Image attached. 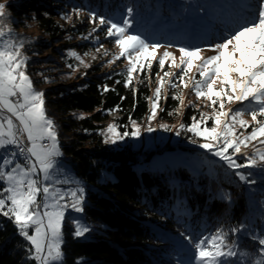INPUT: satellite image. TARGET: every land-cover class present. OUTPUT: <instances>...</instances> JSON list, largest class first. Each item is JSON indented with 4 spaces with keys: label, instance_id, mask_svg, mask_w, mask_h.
I'll return each mask as SVG.
<instances>
[{
    "label": "trees",
    "instance_id": "obj_1",
    "mask_svg": "<svg viewBox=\"0 0 264 264\" xmlns=\"http://www.w3.org/2000/svg\"><path fill=\"white\" fill-rule=\"evenodd\" d=\"M232 1L5 2L4 23L8 27L15 31L31 23L40 34L25 42L27 72L35 89L44 93L45 108L57 126L65 161L84 182V218L94 224L84 237H75L73 229L64 225V264H191L194 250L181 233L199 238L210 236L218 228L228 231L240 224L247 225V232L239 237L230 235L229 239H239L249 253L256 251L257 245L247 236L264 231V172L252 169L256 183L243 184L217 157L204 155L197 146L184 143L186 137L142 151L129 144L107 145L101 131L108 122L118 125L121 133L129 132V117L141 122L149 113V79L139 77L125 88L123 69L107 68L102 63L71 77L65 69L64 51L89 50L97 41L83 39L87 28L76 24L70 30L80 38L68 43L67 31L59 21L67 7L76 6L114 22L128 18L132 22L130 30L149 41L182 42L190 40L189 33L198 31L191 22L202 17L215 22V16L222 17L225 11L236 13L239 3ZM128 7L133 8L130 17ZM195 7L196 15L187 12ZM189 14L197 19L188 18ZM180 29L184 39L179 37ZM14 35L22 38L23 34ZM104 86L109 91L104 92ZM117 106L119 110L110 111ZM175 108L176 103L167 96L157 111L158 119L168 120ZM190 112L186 107L183 118L187 125ZM196 155L201 156L200 160ZM225 194L231 197L230 202L222 198ZM27 247L13 224L0 216V264H35L27 259Z\"/></svg>",
    "mask_w": 264,
    "mask_h": 264
},
{
    "label": "snow or ice",
    "instance_id": "obj_2",
    "mask_svg": "<svg viewBox=\"0 0 264 264\" xmlns=\"http://www.w3.org/2000/svg\"><path fill=\"white\" fill-rule=\"evenodd\" d=\"M81 11V8L72 9L77 19ZM132 14L133 8L128 7L127 15L130 17ZM87 15L93 26L83 39H89L98 30L103 31L105 38H111L114 47L119 49L109 63L121 57L127 59L125 88L131 86L134 72L150 71L153 60H158L160 69H164L166 60H171L169 67L181 70L179 74L165 71L157 80L154 99L148 98V132L155 131L150 123L157 115L161 89L166 83L164 78L171 75L187 88L189 84L184 82V78L192 70L194 61H198L195 67L199 79L192 78V90L198 100L205 98L210 102L205 107L211 108L212 114L201 112L199 119L191 117L190 125L180 123L172 128L168 125H160V128L164 131L175 129L177 136L192 133L194 137L201 138L204 142L199 147L217 157L239 182L255 184L252 169L264 172V139H261L264 138V0H258L256 10L250 11L243 22L230 29L219 43L209 46L207 50L214 54L203 56L201 53L205 49L199 46H181L178 49L179 63L167 50L157 57L159 49L172 45L151 42L129 32L132 22L128 18L114 22L94 11ZM6 19V4L0 3V182L4 184L0 188V216L7 218L27 242L28 260L35 264H64L62 227L65 213L69 208L77 213L84 212L85 189L62 166L63 152L57 126L47 115L44 93L35 89L26 71L29 58L22 51L25 41L14 35L13 29L4 23ZM62 19L71 21L72 15L64 14ZM102 47L101 44L96 51L99 52ZM69 55L84 63L75 51H70ZM45 82H48L47 79ZM168 83L171 88L178 87L175 82ZM217 83L220 85L218 89ZM103 91H109L108 87L104 86ZM172 98L181 106L184 104L180 95ZM233 102H247V106L225 111L226 103ZM192 106L195 107L194 104ZM116 110L119 106L110 111ZM246 114L253 123L243 119ZM129 120L133 126L130 133H121L117 130L118 125L109 124L101 131L104 142L115 144L129 135L139 137L140 126L131 117ZM208 120L212 121L211 127L206 126ZM237 125L244 131L238 132ZM249 128L251 131L245 135ZM254 140L260 146L252 144L250 153L247 149ZM63 185L74 187L65 189L61 187ZM222 198L231 200L227 194ZM74 225L75 237H84L91 231L79 219L74 220ZM245 232L247 225L240 224L228 231L218 228L210 236L195 238L185 233L180 235L194 250L191 264H264V231L248 233L247 238L257 245L254 253L244 250L239 239H229L230 235L239 237Z\"/></svg>",
    "mask_w": 264,
    "mask_h": 264
},
{
    "label": "rangeland",
    "instance_id": "obj_3",
    "mask_svg": "<svg viewBox=\"0 0 264 264\" xmlns=\"http://www.w3.org/2000/svg\"><path fill=\"white\" fill-rule=\"evenodd\" d=\"M6 1L7 0H0V3H5ZM233 1H232L233 3H239L236 13L231 14V13H227V11H225V13H224V15H222V17L217 16L215 14L216 15L215 16L216 17L215 22H213L210 19H207L205 17L198 19V21L191 22L190 24H193L194 29H196L198 31L195 33L191 32L188 34V37H190V40L185 39L182 42H169V43H165L166 41L165 42L163 41L164 43H160V41H159V43L162 45L171 44L172 47L159 49L156 53L157 57L162 56L163 52L165 50H167V51H170L173 53V55L176 57V63H179L180 53H179L178 49L181 46H187V47L199 46V47L205 49V51L201 53V55H203V56H208V55L214 54L211 51L207 50L209 48V46L213 45L215 43H219L221 41V39L225 35L228 34V31L230 29H234L235 27H237L239 23L243 22V18L248 16L250 11H255L256 7H258V0H233ZM235 7H237V6H235ZM73 8H76V6L67 7L63 13V15L64 14H71L72 15L71 21H66V20L62 19V16L59 20L61 26L65 29V32L67 31V33H65V40L68 43L73 42L74 38H76L77 40L80 38L79 36L75 37L73 35L72 31L70 30L71 27L75 26L76 24H82L84 28H87V33L84 35V36H87L89 30L93 26L91 23H89V19H88V15H87L88 12L82 10L80 13L79 19H77L76 15L72 12ZM197 10L198 9L196 7L195 8H189V9H187V12L195 13L193 15H196ZM224 10H226V9H224ZM187 17L188 18H191V17L195 18V16H190V14ZM188 18H186L184 20L186 23H187ZM195 19H197V18H195ZM13 32H14V34L22 33L23 34L22 38L24 39L25 42H27L28 40L29 41L34 40L36 37H38L40 35L38 30L31 23H29L27 25V27L19 28ZM129 32L133 33L130 29H129ZM179 34H180L179 37L181 39H184L183 36L185 33L183 32L182 29H180ZM97 37L99 38L98 41H97ZM90 38H93L92 40L97 41L94 48L89 49V50H82V51L78 50V49H66L64 51L65 69L68 71V74L71 75V77L74 75H77V74H81L87 68L84 65H88V67H89L90 65L95 64V63H102L107 68H113V67L117 66V68H122L123 71L126 73V69L128 68V61L126 58L121 57L119 60H116L114 63H109V61H111L113 59V54L119 53V49L117 47H114L111 38H105L104 33H102V31H100V30H98L96 33H93ZM101 44L103 45V47L100 48L99 52H97L96 49L99 48ZM22 51H23V49H22ZM70 51H75L79 56H81L83 58L84 63L81 64L74 57L70 56L69 55ZM105 52H107V54H105ZM85 53H87V55H85ZM93 57H95V59ZM171 63H172L171 60H166L164 69H160V67L158 65V60H153L152 69L150 71L145 70L144 73L134 72L132 81H136L137 79H140L139 77H144V76L148 77L149 82H150V97H152L154 99V92H155V88L157 87V80L159 79V77L163 76L165 71H167L169 73H177V74H179L181 71L180 69L169 67V65ZM196 63H198V61H194L192 70L184 78V82L189 84V87H187V88H185L183 86V84H180L179 81L176 80L171 75L169 77L164 78L166 83H165L164 87L161 89V99L158 101L159 106L157 108V111L160 107L161 102L165 99V97L170 96V98L176 103V108H175V110L170 112V113H172V115H169L168 120H166V121L160 120V119H158V117L156 115V117L150 123V126L152 128H154L155 131H152V132L146 131V128L149 126L148 119H147L148 116L150 115V110H149V113L147 114V116L141 122H137V125H139L141 128V134L139 137H132L131 135H129L127 137H124L122 140H118L117 143H115L113 145L129 144L135 150L142 151V150H145L149 147H154L156 144H160V145H167L169 143L174 144V143L179 142L178 140L180 139V137H186L187 141H185L184 143H186L188 145L197 146L198 148H200L199 144L203 143L204 141L201 138L194 137L192 133H182L181 135L177 136L175 129L170 130V131H164L162 128H160V125H168L170 128H172L173 126H178L180 123L186 124L185 123L186 120H184L183 116H184L185 108L188 106H189L190 111H191L190 112V118H189L190 119L189 125L192 123L191 117L196 116L199 119L201 112H204V113L209 114V115L212 114L211 108L205 107V105L209 104L210 102L208 100H206L205 98H200L198 100L195 96V93L192 90V78L195 77L196 79H199V75H198V73L196 71V67H195ZM69 65H72L73 67L70 68ZM153 68H155V71H153ZM73 69H75V70H73ZM26 71H27V69H26ZM27 74L29 75L28 72H27ZM157 74H159V75H157ZM168 82H175L178 84V87L177 88H171L169 86ZM219 87H220V85H219V83H217L216 88L218 89ZM175 95H180L181 98L184 100V104L182 106L180 105L179 101L172 98ZM192 104H194L195 107H193ZM149 105H150V101H149ZM242 106H247V102H243V104L241 102L226 103L224 110L227 111L229 108L237 109V108H240ZM178 109H179V114L177 113ZM49 117L52 118L51 116H49ZM243 119L249 121L250 124L253 123L251 121V117L247 114L243 117ZM258 119H260V117H258ZM109 124H112V123L108 122L107 125L105 126L104 130L107 128V126ZM204 126L205 125H201V127H204ZM206 126L211 127L212 121L208 120L206 122ZM130 127L131 128H130L129 133L133 129L132 124H130ZM236 127H237L238 132L244 131L243 129H239L238 125ZM250 131H251V128H249L247 131H245L244 134L247 135L248 132H250ZM57 132H58V130H57ZM58 139L60 141L59 133H58ZM194 139L196 140L195 143L193 142ZM261 139H264V138H261ZM106 144L110 145L112 143H106ZM252 144H256L257 146H260L257 141H255V140L252 141V143L249 144V147L247 149V151L250 153L252 151ZM200 149L204 151L203 152L204 155H207V156L210 155L211 156V154L207 153L204 149H202V148H200ZM0 157L2 159V156H0ZM188 158L189 157H187V159ZM200 158H201L200 155H196L197 160H200ZM61 163H62V166L64 168H66L67 171L72 176H74L76 179H78L81 182V184L84 183L80 177H78L76 174H74L72 168L65 161L64 156H62V158H61ZM70 186L74 187V185H63L61 187H64L65 189H67ZM76 219H79L83 224L88 225L91 229L94 228V224L91 221H87L84 218V213H77L75 211H72L71 208H69L65 213V220L63 223V227L65 224H68V226L73 229V233H74V228H75L74 220H76ZM63 227H62V232H63ZM63 236H64V234H63Z\"/></svg>",
    "mask_w": 264,
    "mask_h": 264
}]
</instances>
